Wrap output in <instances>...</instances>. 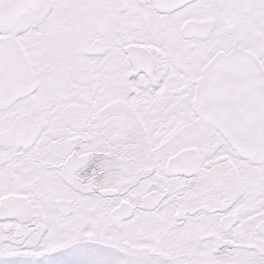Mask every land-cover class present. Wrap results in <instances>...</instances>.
Wrapping results in <instances>:
<instances>
[{"label": "snow or ice", "instance_id": "1", "mask_svg": "<svg viewBox=\"0 0 264 264\" xmlns=\"http://www.w3.org/2000/svg\"><path fill=\"white\" fill-rule=\"evenodd\" d=\"M0 264H264V0H0Z\"/></svg>", "mask_w": 264, "mask_h": 264}]
</instances>
